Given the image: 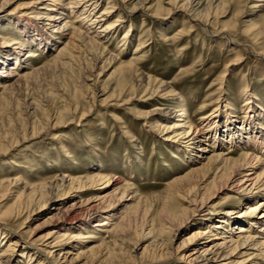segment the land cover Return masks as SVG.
Here are the masks:
<instances>
[{
  "label": "rangeland",
  "instance_id": "obj_1",
  "mask_svg": "<svg viewBox=\"0 0 264 264\" xmlns=\"http://www.w3.org/2000/svg\"><path fill=\"white\" fill-rule=\"evenodd\" d=\"M9 1L0 7V19L7 20L0 27V44L10 49L11 44L18 41L23 48L38 51V56L24 68V72L33 71L35 76L22 81L14 91L5 93L0 89V97L6 98H0V180L15 182L14 191L36 192L24 216L13 222L12 231L19 225L23 240L14 248L10 264L18 261L24 264L26 257H32L29 264L36 263L37 256L44 259L41 264H102L101 261H105L101 257L105 251L99 248L102 233L96 240L80 239L77 248L50 258L39 255L23 242L32 236L41 239L55 227L48 199L55 197L54 202L60 201L58 194L69 177L99 175L121 180L116 186L115 198L125 191L126 201L115 206V216L133 213L139 201L142 208L152 212L164 201L178 210L186 207L170 197L167 183L188 172L191 167L188 153L183 149L178 151L162 135L155 134L150 125L158 119L149 121L146 115L153 108L178 106L179 110V106H185L197 126L200 117L208 116L207 123L213 118L212 121H219V129L223 130L228 124L224 122L227 113L241 105V88L245 84L255 97L254 104L258 102L264 111V59L257 57L255 46L247 35V30L258 34L260 46L264 47V0H234L208 19L207 29L203 28L202 20L191 24L177 10L183 0H147L142 9H133L137 0H129L125 3L126 10L119 2L122 0H112L110 4L114 9L105 23L119 24L113 34L111 32L102 42L103 46L95 51L88 49L85 43H76L79 47L76 59L62 63L57 62L56 54L67 38L49 51L36 49L18 29L6 22H12L22 11L26 14L39 10L21 8L26 1ZM108 6L106 0H98L91 17L99 15ZM129 10L132 12L128 13ZM119 14L120 22H116ZM223 25H226V35L210 34ZM191 26L194 29H189ZM94 30L91 36L96 34ZM124 34L127 44L121 46ZM141 41L147 42L148 46L139 63H134L138 64V72L150 79L149 90L145 93L141 85L131 80L122 81L118 70L120 64L129 62ZM111 56H117V60H111ZM232 62L237 64L230 65ZM161 83L174 90V97L159 99ZM29 107L35 110L31 111ZM238 118V122L244 119L241 112ZM231 150L232 158H236L242 151L250 149L240 146ZM254 152L263 156L257 147ZM39 190L43 193L42 198ZM100 192L102 190L84 189L79 194L80 201H95ZM226 195L224 192L211 200L208 207H214L211 211L215 212L211 218L218 217L217 213L231 206L229 200L225 201ZM131 197L134 198L129 200ZM12 199L2 203L1 211H13ZM46 199L47 205L42 206ZM242 211L240 207L239 212ZM140 229L139 221L133 224L125 241L116 248L118 264H195L194 257H189L188 253L179 255L182 240L190 235L189 232H183L173 240L168 256L156 251L154 256L145 257L143 247L135 253L133 249L140 241ZM236 231L234 229L233 233ZM80 232L82 237L88 233L93 235L90 230ZM148 243L144 242L143 246ZM90 248L94 249L93 254L89 253Z\"/></svg>",
  "mask_w": 264,
  "mask_h": 264
},
{
  "label": "bare ground",
  "instance_id": "obj_2",
  "mask_svg": "<svg viewBox=\"0 0 264 264\" xmlns=\"http://www.w3.org/2000/svg\"><path fill=\"white\" fill-rule=\"evenodd\" d=\"M22 1H26V3L22 4L23 6L20 4L21 8L39 11L26 14H22L24 13L22 11L19 17L6 23L18 29L41 52L49 51L62 39L67 38V41L58 47L56 60L59 63L65 60L73 62L76 59L79 49L76 43H85L88 49L98 50L103 46L102 42L119 25L105 23L112 14L111 9H114L113 4H110L113 2L112 0H106L107 4L109 3L111 6L106 7L100 14L98 13L99 15H93V17L91 15L97 8L98 0ZM127 1L129 0L119 1L123 10H126L125 3ZM233 1L183 0L177 10L181 11L183 17L189 19L191 24H198L202 20L203 28L207 29L208 19L211 16L214 17L219 9L228 7ZM9 2V0H3V2L0 0V7L6 6ZM146 2L147 0H137L133 9H142ZM131 12L128 11V13ZM120 15H118V19L116 18V22H120ZM71 18L77 21L74 20L75 22L72 23ZM5 21L7 20L4 18L0 19V27L4 25ZM193 26L189 29H194ZM96 28L98 30H94ZM93 30L96 34L91 36L90 33ZM214 30H216L215 27ZM225 30L226 25H223L221 29L218 28L210 34L223 36L226 35ZM125 34L121 46L127 42ZM247 35L255 46L253 49L256 50L257 57L261 60L264 59V47L260 46L259 35L250 33V30H247ZM15 42L11 44L10 49L0 44V89H4L5 93L14 91L16 87L19 88L22 81L35 76L31 70V72H24V68L27 67L29 61L38 56V51L35 49V51H30L17 43L18 41ZM146 43L139 42L129 62L120 64V69H118L121 72L122 81L131 80L139 86L141 85L144 88V93L147 89L149 90L150 79L138 72V64L134 62L142 59L141 54L148 46ZM102 48L104 49V47ZM110 59L117 60V56H111ZM234 63L237 64V62ZM234 63L232 62L230 65ZM19 68H23L22 71ZM36 73L38 74V72ZM158 89L160 90L159 99L161 97L162 100H166L167 97H172L171 95L174 97V90H170L166 85L161 83ZM240 95L242 96L241 105L239 109L236 107L227 113V119L224 122L228 124L224 125L223 130L219 129V121H212L213 118H210L207 123L208 116L200 117L201 121L197 126L191 121L185 106L183 108L179 106V110H177L178 106L153 108L146 115V120L150 121L155 117L158 119L150 125L155 134L162 135L164 140L174 144L178 151L183 149L188 153V162L191 166L188 172L167 183L170 197L176 198L186 206L185 208L178 210L164 201L157 211L152 212L146 207L142 208L138 200L133 213L126 215L119 213L118 216H115V206L126 201L125 191L120 197L115 198L116 186L122 182L121 180L117 178L112 180L106 177L105 179L99 175L69 177L65 182V188L58 194V197L61 198L60 201L54 202L53 198L55 197L48 199L49 206H52L49 209L52 214L51 220L56 221L55 227L45 237L38 239L32 236L29 237V241L23 243L34 249L39 255L42 254L43 257L50 258L61 252L65 255L70 250L77 248L80 246L78 245L80 239L96 240V237L102 233L103 236L100 234V239L97 238L100 242L99 248L102 247L105 251L104 254H101L105 261H101V263L118 264L119 254L115 252L116 248L125 241L130 227L139 221L141 223L138 235L140 241L133 249L135 253L138 248L143 247L142 253H145V257L154 256L156 251H162V256H168L173 240L187 231L186 233L189 232L190 235L182 240L179 255L185 256L188 253L189 257H194L195 264H264V167H261L264 164V111L258 102L254 104L256 100L252 96L248 84L243 85ZM178 102L180 101L177 100L179 105ZM202 107L200 108L202 109ZM30 109L31 107H29ZM32 109L31 111L35 110ZM238 112H241L244 118L241 122H238ZM175 117H177L176 120H174ZM240 146L250 150L242 151L238 157L232 158L230 153L233 151L231 149H238ZM256 147L260 149L262 157L254 152ZM191 151L195 154L193 158ZM4 181L6 179L0 180V264H10L14 248L19 245V241L23 240L20 237L21 227L19 225H16L15 230L12 231L13 222L24 216L27 206L30 205L36 192L35 190H30L28 193L23 190L21 192L14 191L13 187L16 183ZM61 181L63 183V180ZM84 189L102 190V192L97 194L98 197L95 201L81 202L79 194ZM39 192L41 193V190ZM224 192H227L225 201L229 200L231 206H228L229 208L224 212L217 213L219 216L214 220V216L210 217L215 213L211 211L214 207H208V205L215 196ZM11 198H13V207H15L13 211L9 213L5 212L6 210L1 211L2 203ZM133 198L131 197L129 200ZM47 202L46 199L41 205L45 206ZM3 206L5 205L3 204ZM240 207H242L243 213L239 212ZM116 217L118 219L114 222ZM234 229L237 230L236 233H233ZM87 230H90L93 235L88 233L86 237H82L83 234L80 231ZM208 235L212 238L208 239ZM146 241L149 243L143 246ZM93 250L90 248L89 253L93 254ZM235 257L246 258L236 260ZM31 260L32 257H26L24 264H29ZM36 260V263L31 264H41L44 261L38 256ZM17 264L20 262L18 261Z\"/></svg>",
  "mask_w": 264,
  "mask_h": 264
}]
</instances>
